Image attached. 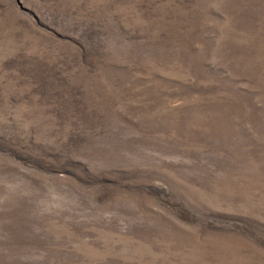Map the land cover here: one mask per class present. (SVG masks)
Listing matches in <instances>:
<instances>
[{
    "label": "rangeland",
    "instance_id": "1",
    "mask_svg": "<svg viewBox=\"0 0 264 264\" xmlns=\"http://www.w3.org/2000/svg\"><path fill=\"white\" fill-rule=\"evenodd\" d=\"M0 264H264V0H0Z\"/></svg>",
    "mask_w": 264,
    "mask_h": 264
}]
</instances>
